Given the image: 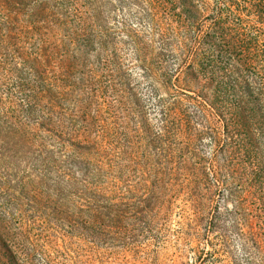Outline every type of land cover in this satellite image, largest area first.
<instances>
[{
    "label": "rangeland",
    "instance_id": "374dc122",
    "mask_svg": "<svg viewBox=\"0 0 264 264\" xmlns=\"http://www.w3.org/2000/svg\"><path fill=\"white\" fill-rule=\"evenodd\" d=\"M180 1L0 0V264H264V180L216 182Z\"/></svg>",
    "mask_w": 264,
    "mask_h": 264
},
{
    "label": "trees",
    "instance_id": "16d2710c",
    "mask_svg": "<svg viewBox=\"0 0 264 264\" xmlns=\"http://www.w3.org/2000/svg\"><path fill=\"white\" fill-rule=\"evenodd\" d=\"M194 1L181 0L179 14H172L179 21L174 33L182 36L175 48L178 67L196 85L194 100L215 126L212 141L227 155L222 162L228 169L219 167L227 178L216 182L225 191L243 186L255 193L264 180V0H216L206 20ZM95 60L99 66L100 55ZM159 115L170 119L171 110L160 105ZM88 185L100 193L98 185Z\"/></svg>",
    "mask_w": 264,
    "mask_h": 264
}]
</instances>
